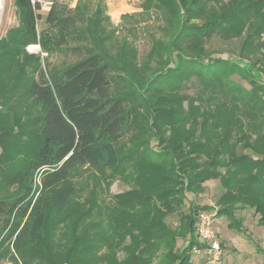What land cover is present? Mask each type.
I'll list each match as a JSON object with an SVG mask.
<instances>
[{"label":"trees","instance_id":"trees-1","mask_svg":"<svg viewBox=\"0 0 264 264\" xmlns=\"http://www.w3.org/2000/svg\"><path fill=\"white\" fill-rule=\"evenodd\" d=\"M59 1L42 15L14 0L21 27L0 37V185L15 188L0 193V264H195L198 214L213 210L196 198L210 181L216 217L241 232L238 215L251 209L264 227V0H142L118 24L105 0ZM135 26L149 36L142 60ZM215 35L238 42L235 58L210 55ZM37 42L69 61L43 68L25 50ZM139 62L151 76L144 131L124 94L141 90ZM193 72L201 91L174 94ZM153 85L173 108L155 109ZM26 88L33 105L17 111ZM19 133L32 136L6 152ZM83 165L113 171L128 189L75 200L72 173Z\"/></svg>","mask_w":264,"mask_h":264},{"label":"rangeland","instance_id":"rangeland-1","mask_svg":"<svg viewBox=\"0 0 264 264\" xmlns=\"http://www.w3.org/2000/svg\"><path fill=\"white\" fill-rule=\"evenodd\" d=\"M142 0H132L134 7H136L137 10H135L132 13L141 11L140 3ZM59 2L65 4V5H73L77 2V0L72 1H66V0H60ZM106 7H107V14L109 11L108 3L105 0ZM42 15H45L48 8H42ZM128 13V14H132ZM21 14L17 10L16 6L14 5V0H6L5 3V12H4V18L3 22L0 28V37L6 35L7 30H9L11 27L20 28L21 27ZM44 22L42 19L38 21V28L41 29ZM115 24V23H114ZM133 29H135L133 32L135 36L137 37L139 35V38L135 39V49L138 50L139 60H142L146 53L150 49L149 45V36L147 33L143 32L139 27L135 26ZM128 30V28H127ZM207 50L210 51V55L212 57H221V58H235L234 54L237 55L238 50V42L233 41H226L222 37L215 35L210 40L206 42ZM42 49V48H41ZM26 52L29 54H35L36 56H39L40 62L45 68L46 64L51 63V66L54 69H60L62 68L68 61H69V54H65V52H58L53 53L49 55L47 52H45L43 49L42 52H35V51H29L26 46ZM234 53V54H233ZM233 55V56H232ZM139 75L142 77L140 79V91L131 90L129 87H124V94H133V96H129V102L131 104H137V111L134 112V114L139 118L137 119V126L139 131H144L146 127V121L143 118V112H146L144 107V98H151L149 93H146L143 91V89L148 86V82L151 80L150 75H144L143 73V66L140 65V62L137 63ZM235 78H239L236 76ZM243 84L247 85L246 81H242L238 79ZM153 88L159 90L156 91L155 95H153V98L155 100H160L157 104V108L155 109H171L173 108V105H169L170 96L172 94H167L165 91L160 90L157 85ZM201 80L196 72H193L190 79L187 81H184V84L181 85L180 89L175 90L174 94H180V95H191L194 96L195 94L199 93L201 91ZM23 93L20 91L19 96L17 97V111L18 106L22 109L26 107H32L33 105V98L29 95V92L26 91ZM143 93L144 97H141V94ZM182 105L186 108L187 103H182ZM31 114V112H29ZM23 114L22 117H26L27 114L25 112H21ZM38 126V124H37ZM31 126L26 128V130L22 129L23 131H29V130H37L38 128ZM13 126L12 128H14ZM144 128V129H143ZM27 133V132H25ZM139 134V133H138ZM137 134V138H138ZM142 135V134H141ZM32 135H26V134H15L14 136H8L6 137L8 149L6 147V152L16 150V148L21 145L23 142L29 140V138ZM141 136L140 138H142ZM37 141V138H32V140ZM9 142V144H8ZM131 142L127 143V145H130ZM1 150V149H0ZM17 163H21V157L18 156ZM114 172L111 170H107L103 173H98L91 169L87 165L83 166H77L73 170V179L76 183V196L75 200L79 201L82 198H90L93 196L94 193H98L100 196L99 199H102L103 201L109 197H111L113 194L120 193L122 191H125L128 189L127 183H123L120 181V175L114 176ZM208 189H206V195L202 194L200 197L196 198V202L200 204H205L209 206L211 205L214 210H217L216 205H214L216 198L219 195V186L211 188L208 186ZM15 191V188L4 190L1 189L0 185V193L3 195H9V193H12ZM100 192V193H99ZM205 195V196H204ZM194 196L190 194V198H193ZM82 199V200H84ZM99 202H102L99 200ZM211 202V203H210ZM245 216L244 221V227L246 228L243 233H238L236 230L233 229H227L226 224L227 219L224 218L222 222L218 218H215V224L216 229L219 232V237L221 241H223V248H224V262L223 264H264V227L257 224V219L255 216H253V211L251 209L245 210L242 213ZM198 252V249H196ZM194 250L195 259H198L199 255L205 254L204 252L200 251L199 255ZM12 264V263H7ZM195 264H197L195 262Z\"/></svg>","mask_w":264,"mask_h":264},{"label":"built area","instance_id":"built-area-1","mask_svg":"<svg viewBox=\"0 0 264 264\" xmlns=\"http://www.w3.org/2000/svg\"><path fill=\"white\" fill-rule=\"evenodd\" d=\"M34 7L49 8L52 0H30ZM29 51L42 52L39 42L31 43L27 46ZM216 210H203L198 214L197 234L200 241L204 244V258L201 264H223L224 248L221 239L215 228ZM197 252V250H196Z\"/></svg>","mask_w":264,"mask_h":264},{"label":"crops","instance_id":"crops-1","mask_svg":"<svg viewBox=\"0 0 264 264\" xmlns=\"http://www.w3.org/2000/svg\"><path fill=\"white\" fill-rule=\"evenodd\" d=\"M107 1V3H108V7H109V11H108V15L111 17V20H112V22L113 23H115V24H118L120 21H121V18H122V15L123 14H126V13H132V12H134L135 10H137L136 9V7H134V5H132L133 4V2H132V0H106ZM212 187V186H214V187H218V183H217V181H210V182H208L207 184H206V188L207 187ZM208 189V188H207ZM206 195V194H205ZM204 195V196H205ZM211 203V202H210ZM202 205H205V204H203L202 203ZM208 205V204H207ZM211 205H213V204H209V206H211ZM214 205H215V203H214ZM216 208H218L217 206H216ZM217 211V210H216ZM244 212V211H243ZM243 212H241L240 213V215H238V216H242L243 218H244V221H245V216L242 214ZM216 218H218L219 220H221L220 222H222L223 221V219L224 218H222V217H216ZM257 219V218H256ZM244 221H243V226H244ZM227 224H226V227H227V229H233V228H231V227H229V221L227 220ZM257 224H258V220H257ZM261 226V225H260ZM215 227H216V224H215ZM245 228V227H244ZM217 230V229H216ZM233 230H235V229H233ZM245 230H246V228H245ZM245 230H242L241 232L240 231H237L238 233H243V231H245ZM218 231V230H217ZM219 233V232H218ZM221 242H223V241H221ZM202 252H204V250L202 249L201 250ZM200 253V252H199ZM199 253L197 254V255H199ZM204 255L205 254H203V256L202 255H199L198 256V259H195V257H194V262H196L197 264H201V262H202V260H203V258H204Z\"/></svg>","mask_w":264,"mask_h":264},{"label":"bare ground","instance_id":"bare-ground-1","mask_svg":"<svg viewBox=\"0 0 264 264\" xmlns=\"http://www.w3.org/2000/svg\"><path fill=\"white\" fill-rule=\"evenodd\" d=\"M6 0H0V28L4 18Z\"/></svg>","mask_w":264,"mask_h":264}]
</instances>
